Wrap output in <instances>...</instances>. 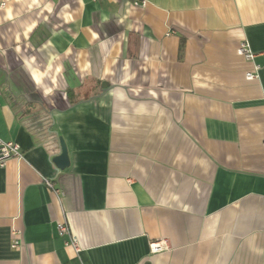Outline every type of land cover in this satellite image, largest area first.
Wrapping results in <instances>:
<instances>
[{
	"label": "crops",
	"instance_id": "1",
	"mask_svg": "<svg viewBox=\"0 0 264 264\" xmlns=\"http://www.w3.org/2000/svg\"><path fill=\"white\" fill-rule=\"evenodd\" d=\"M1 1L0 264H264V0Z\"/></svg>",
	"mask_w": 264,
	"mask_h": 264
},
{
	"label": "built area",
	"instance_id": "2",
	"mask_svg": "<svg viewBox=\"0 0 264 264\" xmlns=\"http://www.w3.org/2000/svg\"><path fill=\"white\" fill-rule=\"evenodd\" d=\"M5 1L0 0V6H4ZM134 4L138 7H145L147 4V0H135ZM237 53L239 55L244 56L247 60L253 61L255 57V52L251 49L248 41H242L237 47ZM261 69V65L254 63L253 69L246 73L247 79H255L259 75V71ZM15 158L17 160H23L24 154L21 148V145L14 141H6L0 138V167H5L7 161ZM46 185L53 190L55 194L62 193L61 189L56 188L51 178H45ZM59 229L61 232H69L70 228L67 223L60 224ZM14 238L12 240V247L18 248L22 244L21 232L19 230H14L13 232ZM67 246H71L75 249V251L80 250V245L77 237H71L70 240L66 241ZM166 247L164 242H152L150 244V248L152 252H159Z\"/></svg>",
	"mask_w": 264,
	"mask_h": 264
},
{
	"label": "water",
	"instance_id": "3",
	"mask_svg": "<svg viewBox=\"0 0 264 264\" xmlns=\"http://www.w3.org/2000/svg\"><path fill=\"white\" fill-rule=\"evenodd\" d=\"M60 141V152L52 157L53 163L56 165L58 170H64L70 165V158L67 149V145L63 137H59Z\"/></svg>",
	"mask_w": 264,
	"mask_h": 264
}]
</instances>
